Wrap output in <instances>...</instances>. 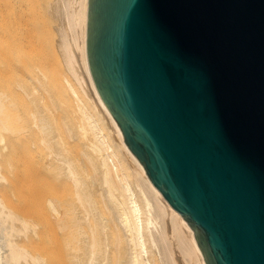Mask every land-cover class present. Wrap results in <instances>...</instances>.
Returning <instances> with one entry per match:
<instances>
[{
    "label": "water",
    "instance_id": "obj_1",
    "mask_svg": "<svg viewBox=\"0 0 264 264\" xmlns=\"http://www.w3.org/2000/svg\"><path fill=\"white\" fill-rule=\"evenodd\" d=\"M87 49L207 264H264V0H89Z\"/></svg>",
    "mask_w": 264,
    "mask_h": 264
},
{
    "label": "bare ground",
    "instance_id": "obj_2",
    "mask_svg": "<svg viewBox=\"0 0 264 264\" xmlns=\"http://www.w3.org/2000/svg\"><path fill=\"white\" fill-rule=\"evenodd\" d=\"M58 2L74 119L60 114L38 71L19 74L21 24L14 0H0V264H54L53 239L71 264H207L194 228L153 183L97 88L89 0Z\"/></svg>",
    "mask_w": 264,
    "mask_h": 264
},
{
    "label": "rangeland",
    "instance_id": "obj_3",
    "mask_svg": "<svg viewBox=\"0 0 264 264\" xmlns=\"http://www.w3.org/2000/svg\"><path fill=\"white\" fill-rule=\"evenodd\" d=\"M1 2L4 3V0ZM58 4V0H14L12 13L21 24L18 30L20 35L15 51V62L19 65V74L26 76L27 80L29 75L38 71L50 93L58 100L61 107L60 114L74 119L72 101L63 81L64 75L70 73L60 45L59 29L65 24V19L58 11ZM37 240L31 245L33 250L41 247L35 243ZM49 241L48 245L53 247L49 252L54 251L55 254L54 264H71L63 240ZM113 241L111 235L110 242ZM112 251L111 261H114L116 254L114 249ZM157 264H160L159 261Z\"/></svg>",
    "mask_w": 264,
    "mask_h": 264
}]
</instances>
